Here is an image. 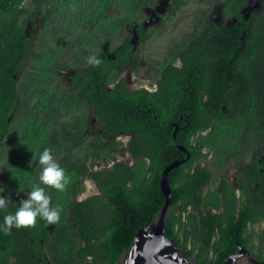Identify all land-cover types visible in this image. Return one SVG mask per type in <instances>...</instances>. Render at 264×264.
Returning a JSON list of instances; mask_svg holds the SVG:
<instances>
[{"label":"flooded vegetation","instance_id":"flooded-vegetation-1","mask_svg":"<svg viewBox=\"0 0 264 264\" xmlns=\"http://www.w3.org/2000/svg\"><path fill=\"white\" fill-rule=\"evenodd\" d=\"M260 1L245 0L239 9L253 8L245 20L251 27L262 19ZM211 2L194 12L185 28L176 19L185 4L155 0L144 6L141 17L124 24L115 46L101 44L105 72L88 64L92 55L86 51L74 54L72 32L56 35L54 27L63 25L47 23L39 11L24 13L22 23L17 17L14 25L5 24L0 172L7 163L22 174L15 182L0 175V196L8 201L0 209V225L27 198V143L34 139L53 144L59 164L62 153L76 162L80 191L69 198L74 204L101 195L92 172L123 171L124 164L136 180L140 163L146 162L154 190L151 212H157L164 203L161 173L175 163L167 174L171 203L166 230L183 254L199 264H221L245 248L264 261V66L258 78V62L249 57L248 44L232 50L237 44L232 29L241 27L242 16L220 0ZM198 22L205 23L202 41L190 38L202 32L192 28ZM220 133H228L230 140L221 142ZM90 183L95 193H89ZM75 206L72 234L88 250L82 238L86 231L76 221L82 219V206ZM119 209L117 222L133 218L125 207ZM57 227L37 217L35 227L13 228L10 234L0 230V264H57V256L54 263L52 257ZM90 257L69 264H84Z\"/></svg>","mask_w":264,"mask_h":264},{"label":"trees","instance_id":"trees-1","mask_svg":"<svg viewBox=\"0 0 264 264\" xmlns=\"http://www.w3.org/2000/svg\"><path fill=\"white\" fill-rule=\"evenodd\" d=\"M154 1L27 0L31 10H26L27 3L24 0H0V41L4 40V36H6L5 24L14 25L17 22V17H21L20 23H22L24 13L39 11L45 17L47 23L63 25L61 26L62 28L54 27L56 35H59L61 32H72L73 35L70 39H72L71 45L74 47V54L78 55V53L82 54L83 51H86L88 54L95 55L103 61L104 59L106 60V54L103 52L101 44L104 41L112 44L116 37H119L124 24L129 23L135 17H141L142 8L151 5ZM189 1L191 0H176V4L182 6ZM211 1L200 0L202 4H206L205 6L211 5ZM220 2L228 11L234 13L235 16H242L240 20L241 27L215 26L219 27L218 29L224 30L238 27L235 30L232 29V32L235 34L233 38L237 43L235 47H232V50H235L241 44H248L250 48L249 57L257 60H254V62H258V68L254 71L259 78L260 64L263 63L262 65L264 66V59H261L264 57V11L261 12L262 19L257 18L254 20L251 27L248 24V20L245 21L247 16L241 12L239 13V9L241 6L243 7L245 0H220ZM260 2L261 8L264 9V0ZM234 23L230 22V25ZM203 24L205 23L198 22L197 25L199 26L192 27L194 30H201L202 32L192 33L191 39L197 41L198 39L201 41L206 39L203 37L205 29V25ZM243 30H246V33H243ZM242 34L244 37L243 41L241 39ZM223 40L226 41L227 39L224 38ZM0 48L3 52L1 46ZM114 51L116 52V48H114ZM235 55L243 56V54H239L238 52ZM2 56H4V52ZM0 60L4 65L5 59L0 58ZM99 66L103 67L101 69L105 72L107 65L102 62ZM242 69L244 72L250 70L246 67H242ZM0 72H4L3 67L0 69ZM36 128L37 126L34 127V129ZM219 140L227 142L230 140V135L228 133H220ZM52 146L53 144L38 142L34 139L28 140V157L25 166L28 192L34 183H40L38 179L41 171V166L38 163L40 153L44 148H51ZM65 146H69L68 142ZM101 146L102 144L99 145V150H101ZM95 154L98 156L97 153ZM19 161L20 158L14 160L17 164H19ZM74 165H76V162H71L69 156L64 155V153L60 155V166L65 169L66 175L70 178V183L67 185L65 191L58 192L54 188L43 184L40 185L44 187L45 193L51 197L53 207L58 206L60 209V219L56 230L58 232L57 246L53 250L52 255L53 263L56 256L57 264H69L74 259L80 258L83 260L90 255V261L84 260V264H116L123 250L130 246L135 232L152 221L157 213L156 211L151 212V196H153L154 190L149 186L148 165L146 162L140 163L139 171L135 176L136 180H133L132 170L124 164L122 165L124 167L122 168L123 171L108 173L107 170H102L92 172L90 176L97 181L101 195H93L87 201L78 204H74L69 200L72 194L80 191V176L77 170L74 169L76 168ZM5 166L11 167L13 171L7 172ZM5 166L3 165L1 169V176L10 175L13 182H15L16 178L20 179L22 173L18 166L17 170L12 168L14 165L6 163ZM156 192L158 194V190ZM155 203L156 205L158 204V202ZM75 205L82 206L80 208L82 219H77L76 221L80 230L86 231L82 238L85 240L88 250H85L81 242L72 234L73 229L71 230V226L72 222H74L72 210L78 209ZM99 206H103V209L101 210ZM120 207H125L127 217L133 218L124 222H117L116 217L120 216L121 213ZM109 210L113 212L110 216L103 214ZM166 235L170 236V234H167V230ZM228 253L226 252L221 255V258L224 259Z\"/></svg>","mask_w":264,"mask_h":264},{"label":"water","instance_id":"water-1","mask_svg":"<svg viewBox=\"0 0 264 264\" xmlns=\"http://www.w3.org/2000/svg\"><path fill=\"white\" fill-rule=\"evenodd\" d=\"M167 0H162L166 2ZM254 5V7L259 6ZM241 10L245 16L253 9L244 6ZM219 6L217 7L218 14ZM28 34V31L26 30ZM175 163L167 165L160 176L161 193L164 203L157 211L152 221L140 227L134 234L130 246L123 250L116 264H199L195 259L186 257L181 248L166 235V223L171 203V192L167 174ZM221 264H264L248 252L245 248L238 249L230 254Z\"/></svg>","mask_w":264,"mask_h":264},{"label":"clouds","instance_id":"clouds-1","mask_svg":"<svg viewBox=\"0 0 264 264\" xmlns=\"http://www.w3.org/2000/svg\"><path fill=\"white\" fill-rule=\"evenodd\" d=\"M87 62L94 66H99L102 63L95 55L89 56ZM38 163L41 166L38 177L40 183L32 185L31 190L26 193L27 198L20 201L14 214H8L4 217L0 230H3L5 234H10L13 228L35 227L37 217L44 219L49 225L59 222V207L52 206L51 197L45 193L44 187L40 185L43 184L58 192H63L70 183V178L66 175L65 169L56 161L50 148L43 149L39 155ZM2 191L0 189V192ZM7 203V198L0 196V209H5Z\"/></svg>","mask_w":264,"mask_h":264},{"label":"rangeland","instance_id":"rangeland-1","mask_svg":"<svg viewBox=\"0 0 264 264\" xmlns=\"http://www.w3.org/2000/svg\"><path fill=\"white\" fill-rule=\"evenodd\" d=\"M206 4H202V2L197 1V0H191L188 3L185 4V6H183L181 14H179V16L176 18L177 20H179V22L181 23V28H185L189 26V21L192 17V14L194 12H196V10L198 8H202V7H206ZM116 42L114 41L112 43V46H115ZM96 192V188L93 185V183H90L89 186V193H95Z\"/></svg>","mask_w":264,"mask_h":264}]
</instances>
